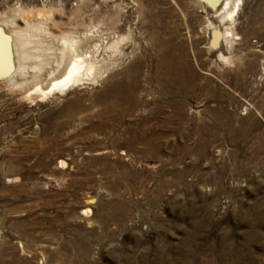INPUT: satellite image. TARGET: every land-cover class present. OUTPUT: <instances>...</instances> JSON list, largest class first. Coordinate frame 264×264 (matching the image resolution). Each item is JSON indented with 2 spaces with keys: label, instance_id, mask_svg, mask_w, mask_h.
I'll return each instance as SVG.
<instances>
[{
  "label": "rangeland",
  "instance_id": "obj_1",
  "mask_svg": "<svg viewBox=\"0 0 264 264\" xmlns=\"http://www.w3.org/2000/svg\"><path fill=\"white\" fill-rule=\"evenodd\" d=\"M205 16L0 0V32L5 17L48 31L0 77V264H264V0L235 11L230 62H213ZM67 32L93 38L100 71L42 96Z\"/></svg>",
  "mask_w": 264,
  "mask_h": 264
},
{
  "label": "bare ground",
  "instance_id": "obj_2",
  "mask_svg": "<svg viewBox=\"0 0 264 264\" xmlns=\"http://www.w3.org/2000/svg\"><path fill=\"white\" fill-rule=\"evenodd\" d=\"M188 1L192 3V6H196L198 8V11L199 8L202 11H205L206 26L209 37L207 41V50L209 54L212 56L213 62H217V63L226 62V61L230 62L231 57L229 55V51L231 45L233 44L232 43L233 36L235 35L233 28L235 26L234 13L240 7L243 0H188ZM13 17L11 18L5 17L6 19L4 18L3 22L6 28L3 27L2 32H0V73H5V74H0V77L9 80V82L14 81L15 73H17V70L19 71V70H23L24 68H28L26 65H21L19 63L17 64L16 61L17 57L15 53L13 55L9 54L10 49L14 50L15 48L16 50L17 49L24 50L26 49V42L39 45L40 47L41 43L37 39H36L37 41L34 40V36L38 34L37 31L48 32L47 28L41 22L28 23L26 24L25 28L16 26L17 24L15 25V20ZM5 33L8 35L12 33L16 36L13 37V35L10 34L11 37L7 39L4 37ZM71 35L68 34L67 32L57 36L61 43V46L59 48V55L55 61L57 66L55 68H52L51 70H48L45 73L44 79L47 77L49 78L45 88H42L43 86L41 84L35 85L34 87V91L40 92L42 96L46 95L47 93H50L53 90H59V91L66 90V88H69L70 86L73 85H79L81 83H84V81L88 79L94 80L96 79L98 72L100 71L98 70V65L96 63V58H95L97 55H95L94 57L93 55L94 50L92 49V47H90L93 38L86 37L87 38V40H85L86 42L80 44L79 43L80 41H78L77 43L76 39H74L75 37H72ZM95 41L93 43H95ZM116 43L117 42H112L108 45V47L107 46L106 47L116 50L117 47ZM97 45L98 43L94 44L93 46L95 48V51H97L99 48L98 47L99 45L98 46ZM41 49L42 48L40 49L38 47L36 48V53H34V56L37 59H39L42 54L40 51ZM171 60L172 59L169 58L165 61V62L168 61V65L166 68V72H167L166 75L170 72H173L174 67H176L175 66L176 64L173 61L170 62ZM42 62L40 61L39 63L38 60L39 64L36 65L34 64L32 67L40 68L42 67L40 66ZM9 64L12 66V68L10 67L11 70H8ZM31 77L35 78V75L32 74ZM30 90L32 92L33 89ZM87 211L89 210L87 209Z\"/></svg>",
  "mask_w": 264,
  "mask_h": 264
}]
</instances>
